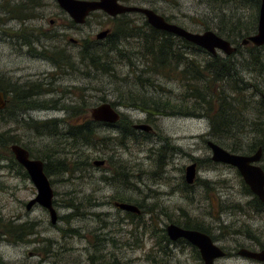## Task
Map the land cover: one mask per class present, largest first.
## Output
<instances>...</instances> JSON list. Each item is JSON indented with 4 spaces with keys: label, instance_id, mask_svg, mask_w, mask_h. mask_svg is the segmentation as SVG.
Instances as JSON below:
<instances>
[{
    "label": "rangeland",
    "instance_id": "1",
    "mask_svg": "<svg viewBox=\"0 0 264 264\" xmlns=\"http://www.w3.org/2000/svg\"><path fill=\"white\" fill-rule=\"evenodd\" d=\"M20 1L26 3L19 4ZM150 3L159 7L160 12L173 22L193 32H202L207 28L217 31L215 27L221 19L226 20L229 15L237 12L235 5L223 6L215 0H154ZM15 5L18 7L15 8ZM25 5H37L39 8L28 9ZM58 10L54 0H0V27L7 21L10 26H16L19 19L8 17L10 13L20 16L32 13L36 17L31 19V24L67 34L65 37L59 35L34 43L35 49L41 51L42 43L45 46L51 44L63 48L68 56H72L78 52L80 44H72L68 37L80 41L87 37L91 40L108 23L103 16L96 14L90 15L87 22L78 27L67 23L64 16L63 19L61 16L55 19V24L50 25L49 18H54ZM238 14L246 18L249 11L241 10ZM64 24L65 28L61 26ZM135 41L136 38L125 45L129 49L136 48ZM185 49L190 57L204 59L210 54L188 47ZM242 50L245 53V49ZM217 52L220 56L225 55L222 51ZM236 56L239 58L242 55ZM116 69L117 78L122 79L130 68L127 63L119 62ZM238 70L251 84H264L251 69L239 67ZM4 73L22 80L45 78L50 83V90L42 92L35 101L44 103L52 99L57 104L52 108L23 113L20 118L25 121L64 118L67 124L74 116L69 115L62 106H75L84 101L80 104L84 109L86 105L92 107L101 102H116L122 99L118 91H124V87L120 86L123 83L119 82L121 80L99 75L95 81H89L78 72L58 69L45 57L28 54L25 45L19 48L0 39V75ZM153 78L154 85L147 86V90L163 98L172 97L175 101L180 99L182 86L179 81L166 79L162 75ZM248 88L245 93L249 95L255 87L252 85ZM261 96L259 93L254 101L247 97L250 101L242 104L248 107L246 117L250 120L256 118L259 106L255 100ZM114 107L119 111V118L127 117L133 123L149 124L151 134L146 140H129L126 147H114L109 143L105 148L86 150L89 155L87 161L91 163L87 171L76 172L72 176L57 173L50 175L54 191L53 205L57 212L56 224L51 223L48 211L41 205L35 204L30 210L26 209V203L35 196L36 188L11 160L2 157L7 156V153L0 147V223H34L33 233L27 231L19 244L15 243V235L0 237V264H35L39 262V255L48 257L43 264H100L99 259H115L116 264H152V256L163 257L167 264H203L192 246L183 240L170 241L166 255L159 250L158 231L170 223L169 217L182 219L185 215L199 218L209 225L210 232L216 238L215 243L228 252L226 256L216 259L215 264H264L236 254L239 247L259 249L242 232L244 227L241 224L246 223L264 232V215L225 208L234 203L245 204L249 196L245 194L242 177L237 169L228 164L213 162L211 150L207 146L208 140L222 141L224 144L241 143L260 136L253 131L244 134L243 131L249 130L247 127H242L240 133L232 132L234 138L231 135L217 136L210 133L209 119L202 115H152L123 104ZM178 111V108L175 109L176 113ZM58 128L61 129L60 125ZM0 131L18 135L19 144L29 148L48 146L51 149L55 148V144L65 147L64 143L60 144L65 141L63 137L55 139V136L36 135L34 131L25 129V122L0 121ZM107 132L115 134L116 130L108 128ZM166 141L173 146V151L162 157L163 165L158 170L157 155L166 154L164 149L158 151V148ZM95 159H104L105 165L94 166ZM192 162H196V174L191 188L186 189L182 187L181 180L186 166ZM263 163L264 151L259 164ZM51 166L54 172L55 166ZM199 180L209 181L208 188ZM127 197L131 203L140 205L138 216L130 217L127 211L114 206L113 201L123 202L121 199ZM69 203L74 204L73 209L67 207ZM2 230L0 228V232ZM29 251H36L38 255L28 256Z\"/></svg>",
    "mask_w": 264,
    "mask_h": 264
},
{
    "label": "trees",
    "instance_id": "2",
    "mask_svg": "<svg viewBox=\"0 0 264 264\" xmlns=\"http://www.w3.org/2000/svg\"><path fill=\"white\" fill-rule=\"evenodd\" d=\"M215 1L220 2V5L223 6L235 5L237 7L235 14L229 15L226 20L221 19L220 23L215 27L217 34L226 38L232 44H235L236 50L230 55L220 56L218 54H209V57L204 59L187 56L184 51L187 47L203 51L204 53H206V50L181 38L182 49L178 57L172 58L170 55L176 52V50H171V39L174 35L151 28L147 23L146 26L135 30L133 33L137 39L135 41L136 48L132 47L129 49L124 43L111 41L107 43L106 41L85 39L81 40L82 44H80L78 52L72 54V56H68L63 48L51 44L42 47V55L44 57V54H46L45 58L52 61L58 69L78 72L88 78L89 81H95L99 75L110 76L115 80H121L119 81L121 83L123 81L120 86L124 87V91L123 93L118 91L122 99L116 100V102H109L112 106L123 104L126 107L137 108L152 115L167 113L191 116L202 115L209 119L210 133L222 137L231 135V138H234L235 135H232V132L238 131L240 133L242 127H247L249 130L243 131L245 132L244 134L253 131L260 137L252 138L245 142L241 141V143L228 142L224 144L221 143L222 141L216 143L232 152L242 154H251L261 146L263 153L264 105L262 99L260 97L255 100L257 106H259V110L255 115L256 118L252 120L246 117L248 107H244L242 104H247V101H250L247 97H251V100L254 101L259 93L264 95V84L262 86H258L255 82L251 84L243 78V75L240 73L241 70H238L239 67L251 69L264 82V45L254 46L241 44L243 38H246L256 31L260 0ZM18 3L25 4L26 2L20 1ZM17 7L15 5V8ZM238 9L240 11H249L248 16L243 18L242 15L238 14L240 12ZM24 12L26 13V11ZM19 16L16 13H10L8 17L13 19H23L24 17ZM242 48L245 49V53H243ZM237 54H241L242 56L238 58L236 56ZM119 62L127 63L130 68L122 79L117 78L118 71L116 64ZM159 75H162L166 79H176L180 82L182 86L180 99L175 101L172 97L163 98L161 95L147 90V86L154 85L153 77H158ZM48 85L40 81L36 82L35 86H38V89H36L37 93H41L42 90L43 92H48L50 90ZM252 85H254L255 89H252L249 95L246 94L247 89H250L248 87ZM158 87L161 88V86ZM28 88H31V86H28ZM11 89L14 91L13 95L10 97L8 104L0 110V121L6 123L25 122V129L34 131L36 135L55 136V139H61L63 137L65 139L60 144L64 143L66 148H61L56 144L54 145L55 148L51 146V149L48 146H46L47 148H29L22 145L29 151L31 157L43 160L44 171L47 176L55 173L72 176L76 172L81 173L87 171L86 169L91 166V163L87 161L89 155L86 150L91 148L97 149L99 147L105 148L109 143L114 147H126L129 140H146L151 134V132L133 128V122L127 117L119 118L115 123H104L93 120L89 115L91 107L86 105L82 109L80 104L84 101L81 100L75 106L64 105L61 107L69 115L74 116L72 121L67 124L64 123V118H51L39 121L30 119L29 121H25L24 118H20L23 113L29 110L33 111L55 107L57 101L50 99L44 102L50 104L37 101L33 104H14L15 100H18L16 99V94L20 96L26 89L21 86L16 87L15 85ZM0 90H3L1 82ZM177 108L179 109L178 113L175 112ZM59 125L61 129L58 128ZM108 128L115 129L116 133L107 132ZM13 143L19 144L18 135L0 131V147L7 153V156L2 157L11 160L14 166L19 168L27 176L25 169L15 160L10 150V145ZM172 147L166 141L158 148V151L164 149L166 153L157 155L158 170H161V166L163 165L164 160L162 157H166L168 152H172ZM174 149L176 148L174 147ZM51 165L55 166L54 172L50 169ZM261 167L264 170V163L261 164ZM106 178L110 179L107 176ZM182 179V187L186 189L191 188L193 183L188 184L185 178ZM195 182L197 181L195 180ZM241 182L245 194L249 196V199L246 200L245 204L234 203L225 208H233L244 213L251 211L264 215V201H261L250 191L242 178ZM199 183L208 188L207 186L210 182L207 180H199ZM121 200L132 202L128 197L122 198ZM135 205L140 206L137 203ZM67 207L73 209L74 204L69 203ZM127 214L130 217L138 216V214L132 212H127ZM169 219L170 222L184 228L205 232L214 241L216 239L210 232L209 225L199 218L185 215L182 219H173L171 217ZM33 224L28 222L16 224L14 221H7L3 222V225L0 223V228L3 230L18 231L20 232L21 238H23L27 231L29 234L33 233ZM241 226L244 227V231H241L249 239H252L259 248H264V232H259L246 223H242ZM170 241L165 229L161 228L158 231L159 250H162L165 255L167 254L168 244L172 242ZM191 246L196 256L200 258L197 248L193 245ZM151 261L152 264H167L161 256H152ZM98 262L100 264H116L115 259H99Z\"/></svg>",
    "mask_w": 264,
    "mask_h": 264
},
{
    "label": "water",
    "instance_id": "3",
    "mask_svg": "<svg viewBox=\"0 0 264 264\" xmlns=\"http://www.w3.org/2000/svg\"><path fill=\"white\" fill-rule=\"evenodd\" d=\"M61 8H63L76 23H83L85 17L90 11L103 10L110 15H115L127 11L142 12L148 23L156 29L164 30L179 36L186 41L199 46L216 55L217 51H222L225 55H230L236 50V46L229 40L220 36L212 29H206L202 32H193L175 23L167 22L163 16L158 15L153 10L139 6H126L117 2V0H57ZM103 34H99L101 37ZM242 45H264V0H260L258 21L255 33L243 38ZM264 105V95L261 96ZM6 106L3 92L0 90V110ZM89 115L93 120L104 121L108 123L116 122L119 117V111L109 102H101L92 106ZM133 128L145 132L151 131V126L146 123H133ZM207 146L211 150V160L217 163L231 165L237 169L245 184L250 191L256 195L261 201H264V170L259 164L262 147L259 146L255 152L251 154H242L229 151L218 143L208 140ZM10 150L15 160L21 164L29 175L30 180L36 188V194L26 203V209L30 210L35 204L46 208L49 213L51 223L57 220V212L53 206L54 191L49 177L44 172V165L41 159L30 158L29 152L20 144H11ZM104 163L102 159H95L94 165L99 166ZM196 174V163L192 162L185 168V181L192 184ZM114 206L127 212L139 214L140 209L130 202L115 201ZM166 234L169 239L176 240L183 238L191 245L195 246L200 254L203 264H215V260L226 256V252L218 246L211 237L199 230L189 229L170 222L165 227ZM236 254L240 257L249 258L264 263V248L249 249L239 247Z\"/></svg>",
    "mask_w": 264,
    "mask_h": 264
},
{
    "label": "flooded vegetation",
    "instance_id": "4",
    "mask_svg": "<svg viewBox=\"0 0 264 264\" xmlns=\"http://www.w3.org/2000/svg\"><path fill=\"white\" fill-rule=\"evenodd\" d=\"M54 1L56 2L59 10H58V14H55L54 18H49V24L50 25L55 24V19H59L60 16H61V19H63V16L66 17L67 23H69L73 27H78V26L86 23L87 22V18L90 15L99 14L100 16H103L105 20H108V23L102 29H100L97 33H95L94 38H91V40L106 41L107 43L111 41V42L129 44L130 41H132L133 39L136 38V36L133 35L135 30L146 26V23L151 28H154L153 26H151L148 23V21L146 19V16L142 12H139V11H127V12L117 13L115 15H110V14L106 13L105 11L99 9V10L90 11L88 13V15L85 17V20H84L83 23H76V22H74L71 19L70 15L63 8L60 7V5L58 4L57 0H54ZM150 1H154V0H150ZM150 1L149 0H117V2L122 4V5L139 6V7L149 8V9L153 10L155 13H157L158 15L163 16L164 19L167 22L177 24L176 22H173L168 16L164 15L163 13H161L159 7H157V6L153 5L152 3H150ZM24 7L28 8V9L29 8H31V9L39 8L37 5L36 6L35 5H29V6L25 5ZM25 10H27V9H25ZM34 17H36V16H34L32 13H30L29 15H24L23 19H19L16 22L17 23L16 26H10L9 25V23H10L9 21L5 22L0 27V39L3 40L5 43H10V44L13 43L14 45L18 46L19 48H21V47H23V45H25L28 54H30L32 56H42L43 57V55H42L43 52L42 51H37L35 49V47L33 46L34 43L38 44V43H40L43 40L46 41L47 40L46 38H49L50 36H52L51 37V39H52L54 36H59L60 35L62 37H65V36H67V34L64 31L59 32V31H57L56 29H53V28H44L41 25L31 24L32 23L31 19H33ZM177 25H179V24H177ZM61 26H63V28H65V24L61 25ZM154 29H156V28H154ZM156 30H159V31H162V32H166V31L160 30V29H156ZM167 33H169V32H167ZM99 34H103V35L101 37H98ZM170 34H172V33H170ZM37 38H39V40H37ZM85 39H88V38L87 37L81 38V40H85ZM182 39H181V37L175 36V35L171 39L172 40L171 50H176V52H174L172 55H170V57H172V58L178 57V55H179V53H180V51L182 49ZM68 40L74 45L81 44L80 39H76V38H73V37H68ZM41 45L43 47H45V44L42 43ZM45 55L46 54H44V57H46ZM185 55L188 56V54L186 52H185ZM9 75H11V74L4 73V74H1V76H0V82H1V85H2V88H3V90H1V91L3 92V95H4L5 104H8L10 97L13 95L14 91L11 89V87H13L14 85L16 87L17 86H21V87L26 89L25 92L21 93L20 96H18L16 94V99H18V100H15L14 104H33L34 102H36L35 100L38 99L37 97H39V95H41L42 92H43V90H42L41 93H37L36 89H38V86H35L36 81L37 82L40 81L42 83L50 84L49 82L45 81V78H42V79L39 78L41 80H39V79H37V80L36 79L35 80H24L25 79L24 78L22 80V78H20V77L16 78L13 75L12 76H9ZM28 86H31V88H28ZM100 122H104V121H100ZM104 123H108V122H104ZM13 144H15V143H13ZM16 144H18V143H16ZM29 156H30V153H29ZM30 158H33V157L30 156ZM35 159H39V158H35ZM102 160H104V159H102ZM94 161L95 160H93V165H94ZM43 165H44V162H43ZM104 165H105V160H104V163L102 165H99V166L94 165V166L103 167ZM27 176L29 177L28 173H27ZM115 201H113V204H114ZM119 202H121V201H119ZM12 235H15L17 237V239L15 240L16 244H19L20 240L22 241L24 239V237L21 238L19 232L15 231V230L14 231H12V230H2L0 232V237L12 236ZM180 240L181 241L182 240L187 241V240H185L183 238H178L176 240H171V241H180ZM24 241H28V240H24ZM221 248L224 249L223 247H221ZM259 249H261V248H259ZM225 252H226V255H227L228 252L226 250H225ZM27 254H28V256H35V255L37 256L38 255L36 251H29V252H27ZM45 256L39 255V262L35 263V264H43L42 262L44 261V259L48 258V257H45ZM1 264H3V263H1Z\"/></svg>",
    "mask_w": 264,
    "mask_h": 264
},
{
    "label": "bare ground",
    "instance_id": "5",
    "mask_svg": "<svg viewBox=\"0 0 264 264\" xmlns=\"http://www.w3.org/2000/svg\"><path fill=\"white\" fill-rule=\"evenodd\" d=\"M140 208V207H139ZM56 224V223H55Z\"/></svg>",
    "mask_w": 264,
    "mask_h": 264
}]
</instances>
